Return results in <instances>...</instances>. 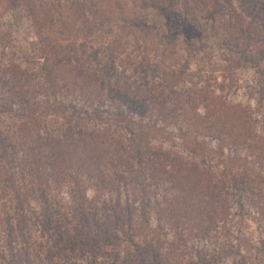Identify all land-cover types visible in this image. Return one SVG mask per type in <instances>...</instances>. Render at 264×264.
Segmentation results:
<instances>
[{
  "label": "trees",
  "instance_id": "trees-1",
  "mask_svg": "<svg viewBox=\"0 0 264 264\" xmlns=\"http://www.w3.org/2000/svg\"><path fill=\"white\" fill-rule=\"evenodd\" d=\"M215 1L214 12L208 13L212 21L216 19L213 15L216 10L222 11L220 0ZM88 2L98 8L95 0H70L64 5H59L58 0H44L47 10L55 8L53 15L60 12L59 18L64 12L71 16L76 7L90 9L91 5H86ZM113 2V9L120 15L122 7L115 0ZM140 2L144 10L152 8L165 20L164 31L157 32L159 27L146 19H128L124 22L125 27L115 25L120 31L115 40L125 42L126 47L121 53L124 65L133 66L134 74V67L142 69V73L162 72L165 84L158 94L154 89L143 90L145 83L143 89L135 83L111 84L110 78L116 73V56L119 55L113 48L117 43L110 37L104 52L89 55L93 60H101L96 57L101 53L102 59H107L106 62L96 61L101 69L82 68L85 56L88 57L84 51L88 42L83 36L69 35L71 39L75 36L70 46L55 48L44 35V40L39 39L35 49L41 59L36 64V71L44 77L43 82L34 72L10 62L0 74V213L8 225L3 250L12 258L20 259L21 264H74L76 256H87L97 262L107 249L112 250V254L104 264H219L221 254L231 247L217 241L210 249L206 243L213 238L217 240L219 235L230 234L228 226L236 204L241 203L239 214L245 207L251 208L252 215L264 224V173L253 163H250L251 167H245V161L238 163L242 158L235 148L240 146L255 151L254 156L264 169V131L258 120L247 107L229 104L223 98L210 101L204 90L193 91L190 87V92L183 93L184 90L179 88L185 87L186 82L174 86L169 81L178 78L179 63L158 61L165 71L157 66L156 69L147 68L146 57L150 50L144 43L148 36L156 33L155 36L161 38L165 46L176 48L178 36L171 32L179 29L183 38L181 42L193 50L190 52L198 53L192 40L197 38L196 42L201 41L197 32L200 25L175 19L176 0ZM21 7L34 15V5ZM45 12L44 9L42 28L50 30V15ZM105 21H110V30L113 25L108 13ZM64 26L65 22L60 25L62 29ZM97 26L102 28L99 23ZM90 29L89 33L92 32ZM126 34L138 36L144 44V48H137V61L130 60V53L126 52L127 46H131L128 41L126 43ZM237 34L240 37L235 41L224 37L223 47L227 51L237 50L240 54L224 60L229 65L251 64L257 67L258 63L253 61L262 59V53L249 55L247 50L240 49L241 45L234 42L243 40L245 32ZM200 48L209 49L204 45ZM71 63H76V66ZM189 63L186 61L182 66L183 73L189 69ZM66 65L69 69L64 68ZM33 82L44 87V91L57 87L62 95L66 92V96L59 101L50 93L55 99L46 97L42 108L37 105L36 93L30 91ZM186 84L193 85L191 81ZM70 91L82 99V103L93 106L85 118L81 117L85 112L68 100ZM103 105L109 107L105 110ZM18 107L22 112L16 116ZM201 108L206 110L205 114L200 113ZM157 110L161 115L156 118ZM56 111H60V115ZM50 112L57 117L53 124ZM11 116L18 121L11 120L10 126H4L2 119ZM156 123L174 126L178 130L183 146L180 152L167 151L162 144H152V141H157V135L151 133L148 126L150 128ZM49 125L54 126L52 131L45 130ZM192 134H203L220 144L218 152L220 158H224L220 161L221 170L214 172L200 159H187V154L201 156L206 150L203 143L189 139ZM14 141H17V147ZM227 151L230 155L224 154ZM18 152L26 170L22 169L21 177L28 183L17 179L8 167ZM86 178L94 182L98 191L115 196V200L98 199L92 205L93 200H88L80 187L81 180ZM63 187L70 188L66 196L58 193ZM28 189L31 194L37 193L44 204L40 235H36L32 217L24 214L30 194ZM123 190L127 195L124 203L118 198ZM143 198L145 202L142 205L146 208L154 201L156 218L172 228L177 243L165 249L154 232L146 234L131 251L120 257L116 251L121 245V231L132 227L134 204ZM236 247L235 264H264V244L245 256L240 253L244 245L240 242Z\"/></svg>",
  "mask_w": 264,
  "mask_h": 264
},
{
  "label": "rangeland",
  "instance_id": "rangeland-1",
  "mask_svg": "<svg viewBox=\"0 0 264 264\" xmlns=\"http://www.w3.org/2000/svg\"><path fill=\"white\" fill-rule=\"evenodd\" d=\"M58 1L59 5H64L68 4L70 0ZM95 1H97L95 3L98 5V8L88 2L86 5L88 6L90 4V9L80 10L76 7L75 11L71 13V16L68 12H64L62 17L59 18L58 15L60 12L57 15H53L55 8L47 10L44 0H0V63H2L0 64V74H3L5 69L4 66L10 62L11 64L18 65V67L21 65L32 73L34 72L40 81L43 82L44 77L36 71V64L40 63L41 59L36 55L37 50L35 49H37L38 40H44V35L49 38L50 43H52L55 48H59V46L62 48L70 46L75 36L71 39L69 35L76 34V37L83 36L85 42H88L86 46L88 48L84 50L88 57L85 56V62L81 65L85 70L89 67V69H101L98 65L99 63L97 64L96 61L106 62L107 59H102L101 53H98L99 55L96 56L101 60H93V58H89V55H93V53L95 54L97 51L104 52L110 40L109 37L115 40V36L120 33L119 29L115 28V25H118V27H125L126 23L124 22L128 19L133 21L143 18L144 20H148L152 25H155L156 28L159 27L157 32L162 33L164 31L162 27L165 20L152 8L144 10L140 5V0H115V2H118L120 4L119 6L122 7V13L120 15L113 9V0H110V2L109 0ZM176 1L177 5L173 14L175 19L177 21L189 20L199 24L200 27H198L197 32L201 35V41L196 42L197 38H193L192 41L198 50L202 49L200 48L201 45L208 46L209 49L200 50L201 52L197 50L198 53L190 52L193 50H190L181 42L183 38L179 29H174L173 32H171L172 35L176 34L178 36L176 48L165 46L162 39L155 36L156 33H154L152 36H148L144 43L146 44L145 47H148L150 50V54H147L146 57L148 62L146 67L156 69L157 66L158 69H162L161 71H165V68L157 63L158 61H164L166 64L179 63L181 68H178V72L180 73L178 78H176V81L169 80L174 86H179L181 83L191 81L193 85L185 83L186 86L179 89H183V93H185L190 92V87H193V91L196 89L201 90V92L203 90L206 91L209 94L208 98L210 101H219L217 98H223L229 104L247 107L255 119L258 120L261 129L264 131V0H220L219 4L222 11L219 9L216 10L213 14L216 16V19L213 21L208 17V13L214 12L213 9L216 6H214L213 3L216 2L215 0L214 2L213 0ZM21 5H25L26 7L34 5V15L28 14L26 8H22ZM54 6H57V4ZM44 9L47 11L45 13L50 15V30L42 28L44 24ZM248 10L249 13H246ZM107 13L109 20L112 21L111 25H113L110 30H108L110 21H105ZM64 22L65 26L62 29L60 25ZM98 23L102 25V28H98ZM88 29L92 30V32L89 33ZM241 31L245 32L243 40L234 43H239L241 45L240 49H244V51L247 50L249 55L256 56L258 52L262 53V59L259 60L256 58V60L253 61L254 63H258L257 67L251 64L237 66L236 63H234V65L231 63L229 65L224 60L226 57L240 54L237 50H234L232 46H228L230 49H233L232 51L224 49V37L225 39L233 38L235 41L236 38L238 39V37H240L237 33ZM120 41L121 40L116 41L117 46L113 47L115 48L116 55L119 56H116L118 57L116 58V73L112 77L110 76L111 84L119 83L123 85L127 82L135 83L136 86L142 87L143 89V84L145 83L146 87H144L143 90L154 89L157 94L162 91L163 84H165L164 75L161 74L162 72H158L157 74L151 72L142 73V69L140 70L138 67H134V71L136 72L134 74L133 66L124 65L121 53L123 47L126 46L124 45V41L119 43ZM127 41L131 44L130 48L127 46L126 50L127 53H130L129 59L132 61L139 60V51L137 48L138 46L144 48V44L140 41L138 36H127L126 43ZM76 45V47H79L78 44ZM246 45L247 47H245ZM185 60L190 62V67L183 73L182 66H185ZM101 63L102 62H100V64ZM71 65L76 66V63H71ZM64 68L69 69V65H66ZM33 84L34 86H31L30 91L32 94L34 92L36 93L39 99L37 105H40L42 108H44V99H46V97H50V99L54 98L50 96V93H53L55 98L59 101H62V98L66 96V92L62 95L59 91L60 89L58 90L57 87L49 88L44 91V87L36 86L34 82ZM167 84L169 83L167 82ZM176 91L180 92L178 89ZM211 92H214V94L211 95ZM71 93L70 91L68 94V100L75 103L85 112L81 113V117L85 118V116L92 111L93 106L82 103V99H79L77 95ZM186 95L191 97L188 93ZM108 107L107 105L103 108L106 110ZM12 108L15 109V105H12ZM94 109L95 108H93V110ZM16 112V116H18L22 112V109L18 107ZM50 113V120L53 124L57 117L54 113ZM60 113V111H56V114L60 115ZM200 113L205 114L206 110L201 108ZM160 115L161 114L157 110V113L155 112L156 118ZM11 120H15V122L18 121L16 117L12 119L11 116V118L4 117L2 123L4 126H10ZM93 122L97 124V122ZM156 124L157 125L154 124V126L150 128L148 126L149 131L157 135V141H152V144L156 146L162 144L163 148L167 151L180 152L183 146L178 130L174 126H164L161 123ZM153 127L154 131L152 130ZM53 128L54 126L51 125L45 126V130L47 131H52ZM42 138H44V135ZM189 139L191 141L194 140L198 143H203L202 147L206 148V150L201 153V156H194L192 154H187L186 156L185 154L188 160L198 161L200 159L199 161L212 171L216 172L221 170L220 161H223L224 158H220L218 152L220 144L217 141L203 134L198 136L192 134ZM14 143L15 147H17V141H14ZM235 148L237 155L242 158L238 163L242 164L245 161L246 164H243L245 167H251L250 163H253L264 173V169L261 167L262 164L254 156L256 154L255 151L245 150L240 148V146ZM224 154L230 155V152L227 151L224 152ZM19 155L18 152L8 167L17 179L23 180L21 177L22 169L24 171L26 170L24 164L19 160ZM23 181L25 183L29 182L28 180ZM94 185V182L92 183V180L87 178L84 180L82 179L80 183V187L84 189L86 198L90 201L93 200L92 205H95V201L98 199L115 200V196L103 194L94 188ZM69 189L63 187L58 193L59 195L63 193L66 196ZM28 193L30 194L26 199L24 214L32 217L36 225V227H33L36 230V235H40L42 229L40 222L44 215V204L37 193L31 194L29 189ZM53 195H56V192L54 193L53 191ZM118 198L122 203L126 201L127 195L124 190L121 191ZM144 199L145 198L134 204L136 210L132 227L123 228V231H121V245L116 251L117 255L119 254L120 257H122L125 252L131 251L133 245L140 243L144 237H146V234L150 235L154 232V236L156 239L160 240V243L165 249L168 248L170 244L177 243L175 232L172 231V228L162 222L160 223V220L156 218L154 212L156 204L153 203L154 201L152 200L151 206L146 208L142 205L145 202ZM240 206L241 203H238L232 210L233 215L231 217L230 226H228L230 234L223 237L219 235L217 240L213 238L212 241L206 243L207 247H210V249L214 248V242L217 241L220 244L225 242L227 246L231 247L221 254L219 264H235L237 260V254L235 253L237 250L236 246L239 245L240 242L244 245L242 251H240L243 256L248 255L249 251L254 253L255 249H259L262 244H264V224H260L257 218L252 215L251 208L245 207L243 209L244 212L239 214L241 209ZM4 219L5 216L0 213V264H21L20 259L16 260L12 258L8 252H4L3 250L8 230V225L6 223L7 219ZM146 219H148V223H145ZM17 245L20 246L19 244ZM111 251L112 250L109 249L105 250V253L99 257L97 262L87 256L81 258L80 256H76L73 263L98 264L102 262V264H104L108 262L106 259L110 258V254H112Z\"/></svg>",
  "mask_w": 264,
  "mask_h": 264
}]
</instances>
